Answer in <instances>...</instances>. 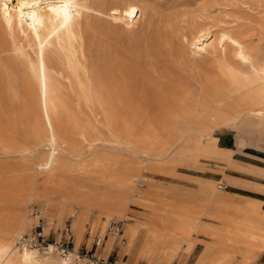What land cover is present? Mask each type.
I'll use <instances>...</instances> for the list:
<instances>
[{"label": "bare ground", "instance_id": "6f19581e", "mask_svg": "<svg viewBox=\"0 0 264 264\" xmlns=\"http://www.w3.org/2000/svg\"><path fill=\"white\" fill-rule=\"evenodd\" d=\"M86 9V5L80 0H0V24L2 23V27L8 31L15 50L25 57L29 70L37 79L36 84L41 94V110L47 128L45 138L40 137L41 141L27 150L31 161L28 160L30 165L26 170H33L28 176V187H14L11 194L9 193L8 205L13 206V210L7 217V225L3 224L5 227L0 231V264H96L90 257L82 256L79 250L78 252L73 250L74 247L63 251L51 241L49 247L41 248L22 241V238L30 237L37 226L42 227L45 236L48 235L56 222L58 225L62 222L65 210L71 208V216L74 217L73 228L79 230V238L90 228L94 232L98 227H102L101 239L96 242L105 245L104 235L109 229V223L129 219L131 202L144 208L141 217L145 219V223H126L128 241L134 242L141 225L146 228L147 234L140 250V257L144 260L155 258L157 261L159 258L163 262H170L182 254L180 262L184 264L187 254L194 246L190 233L196 231L207 238L203 240L204 249L194 264H254L264 251V209L260 205L235 201L236 193L219 191L217 185L209 179H199V189L177 201L158 198L146 192L143 190L144 185L140 186L139 179H144L142 172L169 163L176 146L189 137L209 138L213 130L225 127L234 128L239 135L257 137L264 126V57L253 52L242 40L225 32L226 30L216 34L209 28L196 27L190 37L185 36L183 39L187 43L189 54L185 56L187 58L177 63L180 74L172 73V76H169L168 72L167 81H164L166 78H162L164 82L157 84L160 91L157 96L160 106L167 110L165 112L169 121L181 124L174 130L175 136L178 137L177 143L167 147L156 144L142 148L138 141L145 136L143 135L136 137L138 141H132L131 145L124 146L121 138L118 139L115 133L113 134L111 124L108 125L110 138H92L85 130H81L79 135L83 142L88 143L87 146L71 149L58 132L56 112L59 108L57 92L60 87L54 72L58 73L60 70L52 65L50 56L64 54L66 64L64 66L70 71L64 78L72 83L74 77L80 84L83 94L89 97V101L96 97L105 111L107 122L112 120L113 115L105 106L106 98H113L120 89L114 80H110V76H106V73L103 75L95 69L96 67L91 71L81 61L82 58L80 59L86 52L85 29L82 24ZM111 11L114 20L121 21L129 28L143 16L141 15L143 9L136 0L128 2L124 9L113 7L109 12ZM4 36L6 41V35ZM17 37H20L23 43H31L32 53L29 48L25 50V43L17 42ZM208 55L218 57L215 71L207 70L206 65L200 61L201 58L199 59ZM79 65L83 68L82 72L78 68ZM164 72L161 71L159 74ZM143 74L145 76L146 73ZM92 106L94 108V105ZM82 107L84 109V105ZM98 119L100 121V118ZM108 131L106 130L105 134ZM128 133L129 136L135 135L132 131ZM146 135L145 138H148L151 134ZM124 150H131L140 156L142 165L137 172L132 171L129 165L124 169ZM240 196L251 201H261L249 196ZM33 203L39 204L42 208L50 203L57 204V218L53 216L45 218L39 209L38 214L34 215L32 211L36 209L29 208ZM203 216L210 218L211 222L205 221ZM69 226L71 229V224ZM116 240L117 237L112 235L111 243H115Z\"/></svg>", "mask_w": 264, "mask_h": 264}, {"label": "rangeland", "instance_id": "374dc122", "mask_svg": "<svg viewBox=\"0 0 264 264\" xmlns=\"http://www.w3.org/2000/svg\"><path fill=\"white\" fill-rule=\"evenodd\" d=\"M80 1L87 7L82 19L85 29L86 52L84 56L79 55L81 56L80 59L82 58L81 61L91 71L97 69L103 75L107 74L106 76H110V80H114V83L119 86L121 93L117 91L113 98H106L105 106L113 115L112 122H107L105 111L96 97H92L91 101L94 100L91 103L89 97L83 94L80 84L74 77L72 78V83L64 78L70 72L64 66L66 65L64 54L60 53L59 56H50L52 65L60 70V74L59 72H54L60 87L57 92L59 108L56 112L58 132L71 149H81L87 146L88 143L83 142L79 135L81 130H85L92 138H110L111 134L108 130L111 124L113 127L112 132L114 131L113 134L115 133L118 139L121 138L120 140L125 144L124 146L131 145L130 142L138 141L139 139L137 138L143 135L147 136L146 134H151L150 138L148 137L149 139L144 136L139 140L140 142L138 141L140 143L139 146L142 148L156 144L167 147L177 143L178 137L175 136L174 130L181 124L169 121L167 112H165L167 110L162 108L158 102L157 96H159L160 91L157 84L159 83L160 85V83L167 81V77L172 76V73L180 74L177 63L181 59L187 58L185 56L189 54L187 43L183 39L185 36L190 37L192 35L191 32L196 27L209 28L216 34L226 30L225 32L242 40L253 52L264 57V0H136L143 9L141 13L143 16H140L139 21L131 28L121 23V21L114 20L112 11H109L113 7L124 9L127 3L132 0ZM1 24L0 171H2L0 172V231L5 227L3 224L7 225V217H9V214L13 210V206L8 205L12 188L28 187L29 185L27 182L28 176L33 173V170H26L31 161L27 150L29 147L37 145L41 141V138L44 139L47 135V128L41 110L40 89L36 84L37 79L29 70L30 68L25 61V57L21 52L15 50L13 39ZM4 34L6 35V41ZM20 39V37H17V42L20 44L25 43V50L29 48L28 50L32 53L33 46L30 45L31 43H23L22 39ZM9 47L12 50L7 49ZM259 50H261L262 54ZM153 51L157 53L154 54ZM156 54L158 56H155ZM166 54H170V57ZM202 57H199V59L201 58L200 61L203 65H206L207 70L210 72L215 71L219 61L218 57L214 55ZM85 58L88 59L87 63ZM147 59L148 61L144 62ZM132 62L135 66L132 65ZM78 68L82 72V66L79 65ZM17 69L19 70L17 71ZM137 69H142V71L138 72ZM165 69L167 70L165 71L166 73L164 72ZM158 70L164 72L166 75L164 73L159 74ZM143 72L146 73L145 76ZM34 77L35 79H33ZM124 81L126 86H124ZM149 81L150 83H148ZM154 82L156 83L154 84ZM150 90L152 91L150 92ZM147 91L150 93L148 94ZM144 92L145 94H143ZM86 98L88 99L86 100ZM111 104L114 106H112L113 108ZM83 105L84 109H82ZM92 105H94V108ZM154 109L157 110L154 111ZM155 114H158L157 117ZM98 118H100V121ZM130 120L132 123H130ZM134 127L136 128L134 129ZM158 129L161 131H158ZM106 130L109 133L105 134ZM128 131L134 132L135 135L129 136ZM213 133L209 138L200 136L189 137L176 146L171 154L172 157L169 159V163L160 164L161 167L159 168L142 172L141 175H143L144 179H139V182L144 185L143 190L158 198H168L177 201L197 191L199 189V179H209L217 185L219 191L223 193H236L237 195L234 197L235 201L260 205L264 209V171L238 161L264 167V126L257 137L239 135L234 128L229 127L217 128L213 130ZM219 137L221 141H219ZM17 145L20 147L18 148ZM24 150L25 152H23ZM98 150H101V148H98ZM129 151L131 152L130 154ZM137 155L136 152L134 153L131 150H124V169L127 165L134 172L140 169L142 162L140 156ZM23 165L25 168L22 167ZM253 183L258 184L255 185ZM5 187L7 190L4 189ZM240 195L258 198L263 202L251 201ZM33 207L36 209L32 211L34 215L38 214L40 210L45 215V218L46 216L57 218L58 206L55 203H50L45 208H42L37 203L29 205L30 209ZM129 208L130 216L129 219L123 221L122 235L112 244V235L110 236L107 230L104 235V240L107 239V242L105 241V245L100 244L98 251L94 243L96 240L101 239L102 227H98L94 232L90 228L79 238V230L73 228L72 220L74 217L71 216V208L65 210L62 222L59 225L56 222L46 236L49 241H63L69 245V248L74 247L73 250L75 249L77 252L79 250L82 256L88 257L92 253H96V256L100 255L107 259L109 251L115 246V253L109 258V264H181L180 257L182 254L177 255L170 262H163L159 258L157 261L155 258H150L146 261L140 257V250L143 246L147 230L141 225L134 242L130 243L126 232V223L144 224L145 219L141 217L144 213V208L135 202H131ZM30 215L32 216L31 213ZM203 217H205V221L211 222L210 218ZM190 235L194 246L187 254L184 264L194 263L199 253L204 249L203 240L207 238L196 231H192ZM87 251H89L88 255ZM254 264H264V251L259 255Z\"/></svg>", "mask_w": 264, "mask_h": 264}, {"label": "built area", "instance_id": "2783aa9c", "mask_svg": "<svg viewBox=\"0 0 264 264\" xmlns=\"http://www.w3.org/2000/svg\"><path fill=\"white\" fill-rule=\"evenodd\" d=\"M142 186V184L140 185ZM122 230H123V222H115V221H111L109 223V229H108V234L109 235H114L117 238H119L122 235ZM22 241H25L27 243H30L32 245H37L41 248H47L50 246V242L47 238V236H45L43 234V230L41 226H37L34 228V230L32 231V234L30 237L25 236L24 238H22ZM55 242L59 247H61L63 249V251H68L69 249V245L66 244L63 241H53ZM104 243V241H103ZM94 245L97 247L99 246V242H95ZM82 253V252H81ZM89 254V251H87V255ZM90 258L95 260L96 264H106V263H110L109 262V257L107 259L104 258H100L99 256H96L95 253H92L90 255Z\"/></svg>", "mask_w": 264, "mask_h": 264}, {"label": "crops", "instance_id": "0c3cea01", "mask_svg": "<svg viewBox=\"0 0 264 264\" xmlns=\"http://www.w3.org/2000/svg\"><path fill=\"white\" fill-rule=\"evenodd\" d=\"M219 141H221V138L219 137ZM224 149H227V148H224ZM227 150H232V149H227ZM239 162H241V163H243V164H247V165H249L250 167H253V168H257V169H260V170H263L264 171V167H262V166H258V165H255V164H250V163H245V162H242V161H240V160H238ZM253 184H255V185H257L258 183H253ZM254 198V197H253ZM256 199H258V198H256ZM260 200V199H259ZM262 201V200H261ZM263 202V201H262ZM263 204V203H262ZM111 236V235H110ZM119 238H117V240H118ZM107 239H105L104 240V244H105V241H106ZM116 240V241H117ZM197 245V244H196ZM114 253H115V246L113 247V249L111 250V251H109V253H108V257L110 258L111 256H113L114 255ZM197 260V259H196ZM196 260L194 261V263L196 262ZM193 263V264H194Z\"/></svg>", "mask_w": 264, "mask_h": 264}]
</instances>
